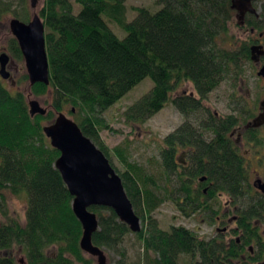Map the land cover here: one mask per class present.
Here are the masks:
<instances>
[{
	"label": "trees",
	"instance_id": "16d2710c",
	"mask_svg": "<svg viewBox=\"0 0 264 264\" xmlns=\"http://www.w3.org/2000/svg\"><path fill=\"white\" fill-rule=\"evenodd\" d=\"M13 1L24 8L27 0H0V22L9 13L28 21V13L12 8ZM232 1L157 0V11L136 8L135 18L127 21L125 0H43L38 15L45 25L50 83L35 84L31 91L37 97L50 95L52 110H67L107 157L99 137L104 127L101 115L143 79L149 78L153 86L125 112L129 123H144L169 102L185 117L196 116L222 82L241 77L257 42L233 40L231 26L237 13ZM110 23L125 36L118 38ZM236 25L258 32L264 44V4L257 16L246 14ZM10 47L14 55L22 56L14 38ZM185 82L193 85L198 98L172 97ZM232 110L226 117L209 113L205 123L187 121L179 126L164 138L161 161L167 176L176 175L179 182L168 199L184 215L209 212L207 200L229 197L237 216L232 233L239 234V240L221 236L204 240L184 227L160 229L151 214L163 198L148 185L152 178L140 174L116 148L125 167L118 175L142 224L135 236L147 264H177L181 255L190 256L195 264H237L246 256L254 263L263 260L264 195L250 182V161L229 137L255 115L240 99L233 101ZM53 119L52 111L32 118L24 93L12 92L0 80V215L7 219L0 225V251L5 253L0 264H17L11 255L15 247L23 249L27 264H91L80 248L83 230L72 211L73 197L55 168L60 153L43 133L44 123ZM206 132L214 135L210 141ZM259 132L248 129L243 139L262 148ZM178 148L192 149L188 169L176 159ZM258 161L261 165L264 156ZM203 177L206 180L193 190L192 183ZM5 192L26 199L24 225L9 217ZM90 211L99 225L93 244L120 247L131 233L129 227L109 208ZM252 244L258 248L253 255Z\"/></svg>",
	"mask_w": 264,
	"mask_h": 264
},
{
	"label": "rangeland",
	"instance_id": "374dc122",
	"mask_svg": "<svg viewBox=\"0 0 264 264\" xmlns=\"http://www.w3.org/2000/svg\"><path fill=\"white\" fill-rule=\"evenodd\" d=\"M42 4L43 0L40 1L37 10H32L30 0L26 1L24 8L17 1H13L12 8L17 10L18 13L22 10L24 13H28L29 20L26 21L27 23L33 18L34 14L39 12ZM262 4H264V0H259L254 4V8L258 13L260 12ZM125 7L127 21L135 18L136 8H146L150 11H157L160 8L157 0H125ZM14 18L20 19L16 15L9 13L0 22V55L6 53L10 57V73L12 77L10 81H5L1 77L0 80L12 92H23L27 102L37 100L42 107L48 109V111H52L54 119L44 123V126L49 125L57 117V113L52 110L50 95L37 97L32 93L29 87L23 57H18L11 52L10 41L13 39V36L10 32L9 23ZM237 22V17H235L231 26V35L234 41L242 44L247 40L259 39L258 32L251 33L248 30L240 29L236 25ZM110 28L118 38L125 36V33L120 31L114 24L110 23ZM260 44H263V42ZM262 64H264L263 60H261L260 65H256L252 61L250 63L246 62L243 66L241 77L236 80L230 79L222 82L203 101L204 109L196 116L185 117L169 102L163 109L142 124L127 122L125 112L151 90L153 83L149 78L143 79L101 115L104 127L100 130L99 137L103 146L106 148L107 159L113 169L117 174L125 171L121 157L116 153V148H118L129 163L136 165L140 169V174L152 178L153 182H149L148 185L155 191L157 196L163 198V203L151 214L157 221L160 229L169 231L172 227H184L204 240H211L220 236L224 237L226 241L240 239L239 234L235 235L232 233V230L236 228L235 218L237 216L227 195L222 194L212 200H207V205L211 211L201 212L191 216L184 215L174 204L173 200L168 199L169 195L179 188V182H177L176 175L167 176L162 165L161 153L164 149V138L174 132L179 126L187 121H193V123L200 121L205 123L206 115L209 113L216 117H226L233 113L232 103L235 99H240L243 106L249 108V112H253L255 116L248 120L251 122L260 113L259 103L264 100V78L257 76V72ZM25 76L27 80L24 79ZM185 94L198 98L193 85L189 82L180 84L172 94V97H179ZM64 113L67 117L73 119V117L68 115L67 110ZM243 125L240 124V126L235 128L236 131L232 136L233 142H237L238 130ZM204 136L208 141L214 137L211 132H206ZM258 137L261 139L260 143L263 144L262 148L254 147V143H247L246 139H242L241 143L236 144L239 154L250 161V182L252 185L257 178H260L264 182V161L261 165H259L258 161L259 158L264 156V128L260 129ZM257 151L260 152L259 155L256 153ZM176 159L188 169L190 159L186 148H178ZM199 183L200 180H195L191 185L192 189H199ZM205 188L206 186H204ZM5 195L9 217L24 225L27 207L26 199L23 196L11 195L9 192H5ZM6 222L7 219L0 215V225ZM249 249L251 255L258 251L257 246L254 244ZM102 250L106 255L107 264H147L142 244L136 238L135 233L132 232L124 237L120 247L115 249H106L103 247ZM1 255H5V253L0 251ZM11 255L17 264H27L23 249L15 247L11 251ZM85 257L91 261V264H97L95 258L87 254H85ZM177 264H195V261L188 255H181L177 260ZM237 264L256 263L247 260L246 256L243 261Z\"/></svg>",
	"mask_w": 264,
	"mask_h": 264
},
{
	"label": "water",
	"instance_id": "95a60500",
	"mask_svg": "<svg viewBox=\"0 0 264 264\" xmlns=\"http://www.w3.org/2000/svg\"><path fill=\"white\" fill-rule=\"evenodd\" d=\"M40 1L30 0L31 9L37 10ZM253 1L255 0L232 1V9L236 11L240 23L243 22L246 14L258 15L252 5ZM9 28L24 59L29 87L39 83L48 86L50 69L46 52L45 25L38 13L34 14L27 23L16 18L11 19ZM263 57V45H252L250 60L260 65ZM10 64V57L2 53L0 77L5 81L12 80ZM257 76L264 78V64L259 68ZM28 107L32 118L46 116L49 112L37 100L29 101ZM259 109L260 113L249 123L253 129L264 126V100L259 103ZM43 133L51 147L60 153L55 162V168L61 174L65 186L73 197L72 211L83 230L80 248L85 254L95 258L97 264H107L104 251L92 241L93 234L99 228L96 214L90 211L92 207L109 208L132 233L141 231L140 218L133 209L122 180L103 152L65 113H57L55 120L43 127ZM205 180L206 178L203 177L201 182ZM254 186L264 194L262 180H257ZM259 264H264V260Z\"/></svg>",
	"mask_w": 264,
	"mask_h": 264
},
{
	"label": "flooded vegetation",
	"instance_id": "af4514ba",
	"mask_svg": "<svg viewBox=\"0 0 264 264\" xmlns=\"http://www.w3.org/2000/svg\"><path fill=\"white\" fill-rule=\"evenodd\" d=\"M259 0H255L252 2V5L254 6L255 3H257ZM255 32L254 30H251V33ZM262 35H260L259 39L255 40L257 43L253 44V45H259L260 43H262V38H261ZM261 40V41H260ZM260 42V43H259ZM260 45H263V44H260ZM264 47V45H263ZM249 123H251L250 121H248L245 125H243V127H241L238 131L239 133L237 134V142L235 141V146L237 143H241L242 142V139H243V136H244V133L246 132V130L248 129H253L249 126ZM261 128H264V126H261L259 128H256V129H253V130H257V129H261ZM236 131V129H234L230 134H229V137L232 139V136L234 135V132ZM188 150V156L190 155V153H192V149H189V148H186ZM183 166V165H182ZM202 179V178H201ZM201 179H200V182H201ZM260 178H257L255 180V182L257 180H259ZM261 180V179H260ZM254 182V183H255ZM263 182V181H262ZM254 183H253V187L261 194H263L261 191H259L255 186H254ZM264 195V194H263ZM236 219V218H235ZM264 260V258H263ZM263 260L261 262H263ZM261 262H257L256 264H259Z\"/></svg>",
	"mask_w": 264,
	"mask_h": 264
}]
</instances>
